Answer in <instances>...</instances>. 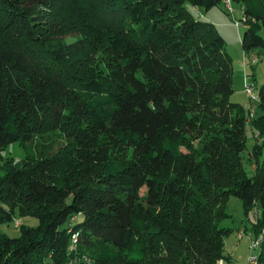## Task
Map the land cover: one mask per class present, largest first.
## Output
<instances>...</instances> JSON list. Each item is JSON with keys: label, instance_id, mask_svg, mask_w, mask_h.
<instances>
[{"label": "trees", "instance_id": "trees-1", "mask_svg": "<svg viewBox=\"0 0 264 264\" xmlns=\"http://www.w3.org/2000/svg\"><path fill=\"white\" fill-rule=\"evenodd\" d=\"M221 1L0 0V156L32 151L0 166V225L37 220L0 232V264H217L230 196L257 208L264 264V84L249 121L224 39L186 7ZM231 1L243 51L264 49V0Z\"/></svg>", "mask_w": 264, "mask_h": 264}, {"label": "rangeland", "instance_id": "rangeland-1", "mask_svg": "<svg viewBox=\"0 0 264 264\" xmlns=\"http://www.w3.org/2000/svg\"><path fill=\"white\" fill-rule=\"evenodd\" d=\"M230 4L233 12L230 13L226 10L224 0L221 1L219 6L213 7L207 12L200 10L195 11L189 6H186L192 11V14L196 18H200V14L207 13L206 18L212 19L216 30L222 36L225 41V50L227 54L232 58V88L233 93L230 96V102L238 104L244 108V112L248 116L249 121L258 114L257 99L252 100L245 92L244 77L248 76V82L253 84L254 92L253 96L257 98L259 88L264 84V49L258 48L250 53H245L241 47V38L246 29L245 24L242 22V9L237 3L232 2ZM81 20H84L83 13L80 16ZM209 20V21H210ZM210 21V22H211ZM212 23V22H211ZM212 23V24H213ZM235 23H239L236 27ZM75 37L68 36L66 41H73ZM88 62L89 66L103 69L105 62L101 49L96 48L90 53ZM256 58L255 64H252V59ZM246 149L242 153V162L246 173L249 177L253 176L254 169L257 164L256 159L253 156V146L256 144L262 145L263 138L257 133H251L250 127H246ZM55 139L59 137V133L55 132ZM51 150L55 147L51 145ZM31 149L28 145H21L20 143H12L6 146L1 151L0 166L4 160L13 159L15 163L21 161L26 153H31ZM264 160V147L262 153L258 159V162ZM226 213L228 217L223 219L220 223V227L230 230V234L224 240L223 248V262L224 264H246L249 258V246L250 240L256 238V234L252 229V223L259 217L257 208L253 210L246 218L243 211L242 201L235 197L230 196L226 206ZM29 226H36L37 220L34 218L15 219L9 225H0V232L6 234L10 238H17L19 236L18 227L21 224ZM238 231H242L245 234L242 239L237 238ZM250 235V237L248 236ZM253 254H258V251H254Z\"/></svg>", "mask_w": 264, "mask_h": 264}, {"label": "built area", "instance_id": "built-area-1", "mask_svg": "<svg viewBox=\"0 0 264 264\" xmlns=\"http://www.w3.org/2000/svg\"><path fill=\"white\" fill-rule=\"evenodd\" d=\"M226 10L230 13L233 12L230 1L229 0H225L224 1ZM242 22L244 23L245 20L242 18ZM235 26L238 27L239 23H235ZM257 61L256 58L252 59V64H255ZM248 76L244 77V86H245V92L246 94L252 99V100H256L257 98L253 96V92H254V87L253 84L250 82H248ZM245 233L242 231H238L237 233V238L240 240L243 238V235ZM250 237V235H248ZM263 242V231H261L258 235H256L255 239L250 240V246H249V258L246 264H263L260 259H259V251L261 248ZM76 243V237H72V245H75ZM254 251H258V254H253ZM217 264H224L223 259H220Z\"/></svg>", "mask_w": 264, "mask_h": 264}, {"label": "crops", "instance_id": "crops-1", "mask_svg": "<svg viewBox=\"0 0 264 264\" xmlns=\"http://www.w3.org/2000/svg\"><path fill=\"white\" fill-rule=\"evenodd\" d=\"M207 14V13H206ZM206 14L205 13H203V14H200V16L203 18V19H205V20H210V19H208V18H206ZM212 20V19H211ZM210 20V21H211ZM212 23H213V21H211ZM214 24V23H213Z\"/></svg>", "mask_w": 264, "mask_h": 264}]
</instances>
